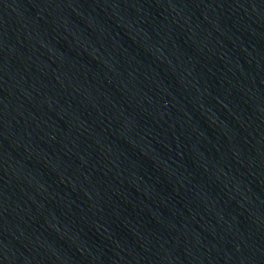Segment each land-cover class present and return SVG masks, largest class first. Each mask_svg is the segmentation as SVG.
Here are the masks:
<instances>
[{
  "label": "water",
  "instance_id": "water-1",
  "mask_svg": "<svg viewBox=\"0 0 264 264\" xmlns=\"http://www.w3.org/2000/svg\"><path fill=\"white\" fill-rule=\"evenodd\" d=\"M0 264H264V0H0Z\"/></svg>",
  "mask_w": 264,
  "mask_h": 264
}]
</instances>
